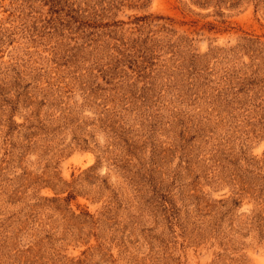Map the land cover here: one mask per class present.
<instances>
[{"label":"rangeland","instance_id":"obj_1","mask_svg":"<svg viewBox=\"0 0 264 264\" xmlns=\"http://www.w3.org/2000/svg\"><path fill=\"white\" fill-rule=\"evenodd\" d=\"M0 264H264V0H0Z\"/></svg>","mask_w":264,"mask_h":264}]
</instances>
